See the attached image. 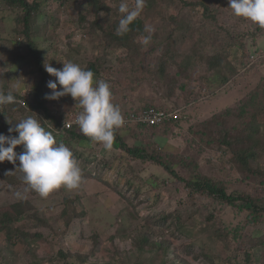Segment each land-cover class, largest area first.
Listing matches in <instances>:
<instances>
[{"label":"rangeland","instance_id":"obj_1","mask_svg":"<svg viewBox=\"0 0 264 264\" xmlns=\"http://www.w3.org/2000/svg\"><path fill=\"white\" fill-rule=\"evenodd\" d=\"M35 1L40 2L41 13L32 20V35L44 65L62 69L63 62L71 61L85 68L99 59L102 67L111 70L113 102L122 111L145 105L179 111L189 101L179 122L156 130L152 138L155 149L169 153L167 159L174 154L186 158L189 167L173 165L183 179H189L190 166L197 165V172L222 181L228 192L247 193L264 201V115L242 120L237 115L264 84V60L253 63V57L264 52V36L256 37L255 42L244 36L245 49L251 52L248 59L242 58L244 49H230L222 69L229 80L220 89L219 69L205 71L228 33L238 37L253 29L254 23L233 15L228 0H209L213 14L215 10L219 13L211 28L199 6L208 0H146L139 18L145 29L154 31H145L152 37L150 44L142 43L132 55L135 75L145 79L137 92L126 88L130 67L120 62L126 50L116 43L107 47L92 26L96 22L112 32L121 18L120 0H102L107 10L98 15L86 12L89 0H66L63 5L58 0ZM127 2L134 5V0ZM17 13L0 2V90L22 93L34 83L37 68L31 60L17 59L23 53L12 34ZM170 31L172 37L167 35ZM160 64L162 69H158ZM203 78L208 86L216 87L214 93H209ZM49 80L56 78L49 76ZM50 92L47 87L46 93ZM75 103L69 95L48 100L47 105L65 118L75 112ZM1 112L0 124L10 127L28 117L19 108L7 107ZM124 129L118 136L127 146L143 147L150 153L146 129ZM72 147L82 169L79 189L61 187L47 197L24 193L27 185L19 169H4L0 219L13 213V204L19 200L31 201L35 208L16 225L25 235L15 238L19 242L6 245L7 239L0 235V264H264L263 224L247 225L245 215L195 197L183 182L156 164L131 162L115 142L111 150L94 142ZM245 152L255 155L246 172L235 159ZM8 172L12 173L6 175ZM17 192L26 198L18 199ZM210 214L213 218L209 219Z\"/></svg>","mask_w":264,"mask_h":264},{"label":"trees","instance_id":"obj_2","mask_svg":"<svg viewBox=\"0 0 264 264\" xmlns=\"http://www.w3.org/2000/svg\"><path fill=\"white\" fill-rule=\"evenodd\" d=\"M64 1L66 0H58L59 5H63ZM0 2L5 4L11 9H17L18 13L14 19V28L12 31L13 38H15V42L20 46L19 48L23 50V53L17 57L19 62H26V60H31L34 62L37 68V75L35 78L34 83L28 85L27 90L24 92H13L9 90H0L3 91L5 94L11 92L15 97L18 103L13 104H4L0 105L1 114L5 112V108H15L20 109L22 113L26 116H33L34 118H40L41 123L45 126L46 129L52 131L55 139L57 142H63L67 147L74 151L72 145H80L82 142L91 143L92 141L85 137L80 131L78 125L71 127L70 129H65L63 122L66 118L64 115H60V113L55 114L51 108L48 107V100L45 99L46 96V88L47 83L49 80V75L44 68V57L41 50L38 48L37 44L34 42V38L32 35V20L41 13V4L39 1H31L28 2L27 0H0ZM208 3V4H206ZM105 3L102 0H89L88 1V9L87 13L92 12L93 14L104 13L107 8L104 5ZM186 5H188L186 3ZM195 6L194 4H191ZM210 1L201 2L199 6L203 8V16L208 21L209 28L216 22L215 18L217 16L218 11L215 10V14L211 11ZM189 6V5H188ZM219 15V13H218ZM79 20L83 22L84 15H79ZM211 22V23H210ZM92 26L99 32L102 36L101 39L106 41V46L110 47L113 44L119 45L122 49H125L127 54L125 59L121 60V64L124 66H129L130 69L128 70L127 79L129 82L127 84V89L131 88L137 92L138 88L141 87L145 81V79H140L136 75L137 67L135 66V61L132 58L137 52L139 47L141 46L142 42L139 40L142 36H145V28L143 20L139 17L132 23L130 26L131 30L119 36L116 34L117 26L113 27L112 32H106L100 26V24L93 22ZM167 35L172 37V32H168ZM244 36H249L252 39V42H255L256 37L264 36V28L254 24L253 29L248 31L243 36L234 37L228 33L226 42L221 46L220 51H218L214 57H211L209 63H206L205 71H211L212 69H216L221 72L220 77V84L217 86L220 89L222 86L227 84L229 80L228 77L222 72L223 65L226 63V58L229 56V51L232 47L237 46L241 49H244L245 55L242 56L245 59L251 57V52H247L245 49V39ZM170 40H165V44ZM163 51V50H162ZM164 57V52L160 56V60L158 63L162 62ZM253 57V56H252ZM254 59V60H253ZM253 63L258 62L259 60H264V52H259V54L253 57ZM99 59H96L94 62L89 63L85 68L93 71L95 73V77H99L107 81L111 84L112 78L110 77V69H105L99 63ZM129 63L130 65H127ZM157 63V64H158ZM158 69H162V64L159 65ZM136 74V75H135ZM208 80L203 78V84L209 88V93H214L216 91V87L211 88V84L208 86ZM35 85L34 87H32ZM112 89V87H111ZM217 89V90H218ZM189 104L185 102L184 108L179 109L178 119L175 121L165 122L159 125L154 126H144V125H136L135 127H122L125 128L126 131H134V132H142L146 129L145 137L151 138V141H147L148 145L150 146L149 152L146 148L143 147H136V146H127L125 142L118 136V132L122 130V128L118 129L115 134V144L117 147L122 150L125 155L128 157L131 162H146L150 164H156L160 166L164 172H166L171 178H175L184 183L185 188L189 189L190 192L194 193L195 197H202L204 199H209L212 203H217L220 205L227 206L233 212H236V215H245L247 218V225L256 226L258 224L264 225V201L251 197L250 194L247 193H239L234 191H229L225 184L222 181L213 180L209 177L202 175L201 173L197 172V165L190 166V178L183 179L178 176V173L175 172L173 169V165L175 162L179 163L180 166H188L186 163V158L180 157L178 154H174L173 159H167V155L169 153L163 152L162 149H155L158 148L154 142H152V138L155 135L157 129L172 125L174 123L179 122V118H181V112H184L187 108L186 105ZM75 112L79 113L82 109L79 107L78 104L75 103ZM154 109L158 111H172V109L168 108H157L154 105H145L139 110L142 109ZM129 109L126 111H122V114L132 113L139 110ZM177 111V109H174ZM232 113V111L226 112ZM37 117H35V115ZM264 115V84L258 86L257 92L252 95V97L242 104L238 111V118L240 120L244 119V116H252V115ZM19 123V122H16ZM11 127H15V124ZM10 126L8 124H0V134H4L5 136L10 135L9 133ZM143 129V130H142ZM11 135L16 136L18 133H11ZM225 145L229 146V144L224 140ZM14 151L19 154L24 151V146L20 145L17 146ZM74 154V153H73ZM75 156V155H74ZM77 159V157H75ZM236 160H239L241 169L243 171H249V161L255 159V155L251 152H245L244 154L241 153L235 156ZM78 160V159H77ZM19 166V161L16 162L14 165L8 161L0 163V176L3 177L5 175L4 169L7 167L15 169ZM189 167V166H188ZM3 171V172H2ZM32 194H37L36 192L32 191ZM213 205V204H212ZM35 207H33L31 201L28 200H19L13 204V213L3 214L2 218L0 219V235L5 237L7 240L6 245L11 243L15 240V238L22 239L24 238V234L18 230V225L21 221H23L27 214H30L34 211ZM213 218V215L210 214L209 217ZM218 218V217H216ZM214 222V221H213ZM143 240L147 242V236L143 237ZM16 241V240H15ZM19 242V241H16ZM159 246V245H157ZM63 255V254H62ZM65 256V255H63ZM248 258V253H246V259Z\"/></svg>","mask_w":264,"mask_h":264},{"label":"clouds","instance_id":"obj_3","mask_svg":"<svg viewBox=\"0 0 264 264\" xmlns=\"http://www.w3.org/2000/svg\"><path fill=\"white\" fill-rule=\"evenodd\" d=\"M228 4L234 16L264 28V0H228ZM145 6L146 0H134L132 6L127 0H120L118 12L121 18L116 34L122 36L128 33ZM145 31L151 33L154 29L146 28ZM151 39L150 34L141 37L144 45H149ZM44 68L56 78L47 83L51 92L46 94L45 99L55 101L70 95L82 109L76 119L79 131L92 142L111 150L116 131L125 124L120 108L113 102L111 85L97 79L93 71L75 62H63L62 69L53 68L50 64L44 65ZM58 84L60 90H57ZM13 103L18 101L11 92L5 94L0 91V105ZM8 131V136L0 134V163L8 161L15 165L19 161L16 170L23 174L21 180L27 185L24 193L34 191L41 197H47L61 187L69 190L81 187L82 169L73 151L63 142H57L40 118L29 116L15 123V127H10ZM13 132L18 135H11ZM20 145L24 146V151L17 154L14 149ZM9 173L12 172L6 175ZM24 193L17 192V198H26Z\"/></svg>","mask_w":264,"mask_h":264},{"label":"built area","instance_id":"obj_4","mask_svg":"<svg viewBox=\"0 0 264 264\" xmlns=\"http://www.w3.org/2000/svg\"><path fill=\"white\" fill-rule=\"evenodd\" d=\"M179 111H158L154 109H142L132 113L123 114L125 124L122 127H135L136 125L154 126L178 119ZM79 113L74 112L65 115L63 125L65 129L77 125L76 119Z\"/></svg>","mask_w":264,"mask_h":264}]
</instances>
